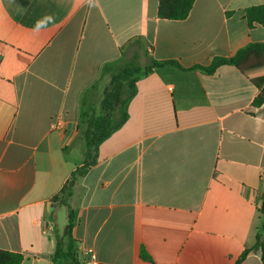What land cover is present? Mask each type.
Listing matches in <instances>:
<instances>
[{"label": "crops", "instance_id": "crops-1", "mask_svg": "<svg viewBox=\"0 0 264 264\" xmlns=\"http://www.w3.org/2000/svg\"><path fill=\"white\" fill-rule=\"evenodd\" d=\"M261 5L196 0L175 21L158 17L159 0H0V250L53 264L68 211L63 222L52 200L84 162L82 96L134 45L180 67L136 83L126 123L74 187L80 260L235 264L253 248L264 221L260 89L234 66L193 68L264 43L245 17ZM242 264L263 263L251 254Z\"/></svg>", "mask_w": 264, "mask_h": 264}, {"label": "trees", "instance_id": "trees-1", "mask_svg": "<svg viewBox=\"0 0 264 264\" xmlns=\"http://www.w3.org/2000/svg\"><path fill=\"white\" fill-rule=\"evenodd\" d=\"M195 1L159 0L158 17L164 20H184L189 16ZM245 17L250 27L254 25L264 27V5L248 8ZM136 43L140 45V41H136ZM144 51L148 55L149 51L145 49ZM134 58L137 59L136 56ZM166 65L180 67L178 63L160 62L153 59L149 64L141 67L134 60H126L122 53L120 59L103 68L100 78L84 92L77 135L74 140V146L79 147L82 151L84 162L74 170L52 200L53 203L58 202L65 206L68 211V225L62 235H56V248L51 256L53 264H86L79 258V242L73 235L75 214L69 201L73 196L74 187L97 163L100 145L126 123L129 103L137 93L136 83L154 70ZM226 65L236 67L242 75L260 89L259 95L254 100V106L264 105V43L250 44L231 58L217 57L209 66H196L193 69L206 74H214L220 67ZM106 77L110 82L104 91L100 109L97 111L90 101L89 91L96 86L98 81ZM79 140L82 141L81 147L78 144ZM261 213L264 214V201ZM251 254H258L264 264V221L259 228L255 246L245 249L235 264H242ZM142 258L152 261V258L144 250ZM23 260V255L19 253L0 250V264H22Z\"/></svg>", "mask_w": 264, "mask_h": 264}, {"label": "rangeland", "instance_id": "rangeland-1", "mask_svg": "<svg viewBox=\"0 0 264 264\" xmlns=\"http://www.w3.org/2000/svg\"><path fill=\"white\" fill-rule=\"evenodd\" d=\"M134 54H136L137 59L135 60L134 58ZM126 60H134L136 61V63L138 65H140L141 67L146 66L147 64H149V59L147 57V54L145 53L144 49L134 45L132 53H129V55L127 56ZM109 78L106 77L104 79H102L101 81H98L96 86L91 89L89 91V97H90V101L93 103V105L96 107V110L98 111L100 109L101 106V102L103 100L104 97V91L106 89V87L109 85ZM81 140L78 141V144L81 147ZM63 222H66V218L64 217L67 213L66 208H63Z\"/></svg>", "mask_w": 264, "mask_h": 264}, {"label": "built area", "instance_id": "built-area-1", "mask_svg": "<svg viewBox=\"0 0 264 264\" xmlns=\"http://www.w3.org/2000/svg\"><path fill=\"white\" fill-rule=\"evenodd\" d=\"M55 126H56V125H55ZM55 126H54V127H55Z\"/></svg>", "mask_w": 264, "mask_h": 264}]
</instances>
